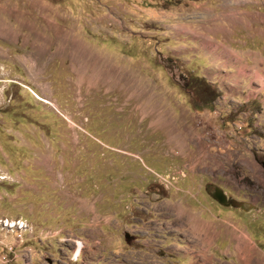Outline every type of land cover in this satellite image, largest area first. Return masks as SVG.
Segmentation results:
<instances>
[{
	"label": "rangeland",
	"instance_id": "obj_1",
	"mask_svg": "<svg viewBox=\"0 0 264 264\" xmlns=\"http://www.w3.org/2000/svg\"><path fill=\"white\" fill-rule=\"evenodd\" d=\"M263 161L264 0H0V264H264Z\"/></svg>",
	"mask_w": 264,
	"mask_h": 264
},
{
	"label": "bare ground",
	"instance_id": "obj_2",
	"mask_svg": "<svg viewBox=\"0 0 264 264\" xmlns=\"http://www.w3.org/2000/svg\"><path fill=\"white\" fill-rule=\"evenodd\" d=\"M78 50V49H77ZM79 51V54H80V56H82L83 55V53H84V51H80V50H78ZM79 66H80V70H81V72L82 71H84V70H86L87 68H89V67H91L92 66V68H93V70H94V79H98V80H100V79H103L102 77V75L101 74H98V75H96L95 74V72L97 71V69L98 68H100V64L99 63H91V66H89V60H88V58L87 57H85L83 60H81L80 62H79ZM103 67V66H102ZM110 77L108 76V79H109ZM111 79V78H110ZM109 79V80H110ZM18 224L20 225L21 224V222H18ZM6 226H10V227H14L15 226V223H13V224H8V225H6ZM22 226V225H21ZM245 241V240H244ZM243 240H241V247H242V249L241 250H244V253L246 254V258L248 259V261L249 262H251V261H253L251 258H252V255H253V250H252V247L248 244V242L247 243H245ZM79 246H81L80 244H79ZM78 246V247H79ZM77 253H78V251H77ZM249 255H250V257H249ZM257 261H259V263L262 261V260H257Z\"/></svg>",
	"mask_w": 264,
	"mask_h": 264
},
{
	"label": "water",
	"instance_id": "obj_3",
	"mask_svg": "<svg viewBox=\"0 0 264 264\" xmlns=\"http://www.w3.org/2000/svg\"><path fill=\"white\" fill-rule=\"evenodd\" d=\"M261 165L264 170V161L261 163ZM212 197L223 206L241 207L244 211H248L252 209L251 205L245 202H236L235 200H227L226 196L219 188H215V191L212 194Z\"/></svg>",
	"mask_w": 264,
	"mask_h": 264
},
{
	"label": "crops",
	"instance_id": "obj_4",
	"mask_svg": "<svg viewBox=\"0 0 264 264\" xmlns=\"http://www.w3.org/2000/svg\"><path fill=\"white\" fill-rule=\"evenodd\" d=\"M224 71V70H223ZM182 216H184L183 214H182ZM187 219H186V221L188 220V217H186ZM190 222H191V219H190ZM192 227L194 228V229H197V230H199V229H201L202 228V224H200L197 220H194V219H192ZM204 227V226H203ZM213 240H215L214 242H211L210 244H213V245H217V243H219V245H220V242L219 241H222V243L224 242V240H225V238H224V236H222V237H217L216 239H213ZM236 241V240H235ZM78 243V242H77ZM76 243V244H77ZM207 244L209 243V242H206ZM214 243H216V244H214ZM216 247V246H215ZM215 250H218L219 251V249H218V247H216V248H214ZM78 250V253L76 252ZM76 251H75V255L76 256H78L79 257V255H80V249L77 247V249H76Z\"/></svg>",
	"mask_w": 264,
	"mask_h": 264
},
{
	"label": "built area",
	"instance_id": "obj_5",
	"mask_svg": "<svg viewBox=\"0 0 264 264\" xmlns=\"http://www.w3.org/2000/svg\"><path fill=\"white\" fill-rule=\"evenodd\" d=\"M16 221H22V220H16ZM16 221H13V222H16Z\"/></svg>",
	"mask_w": 264,
	"mask_h": 264
}]
</instances>
